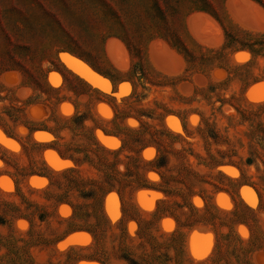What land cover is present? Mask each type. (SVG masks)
<instances>
[{
	"label": "rangeland",
	"instance_id": "1",
	"mask_svg": "<svg viewBox=\"0 0 264 264\" xmlns=\"http://www.w3.org/2000/svg\"><path fill=\"white\" fill-rule=\"evenodd\" d=\"M0 264H264V8L0 0Z\"/></svg>",
	"mask_w": 264,
	"mask_h": 264
},
{
	"label": "water",
	"instance_id": "2",
	"mask_svg": "<svg viewBox=\"0 0 264 264\" xmlns=\"http://www.w3.org/2000/svg\"><path fill=\"white\" fill-rule=\"evenodd\" d=\"M70 58H74L68 54H62V57H61V61L63 60L64 62H66L70 68H72L77 74L83 76V78L89 80L91 83H95V81L88 75V73L86 72V70L84 68H81V67H77L73 64V62L70 60ZM76 60H78L79 62H81L82 64H84L86 67L90 68L88 65H86L83 61L77 59V58H74ZM155 59L157 60V58L155 57ZM91 69V68H90ZM92 70V69H91ZM93 71V70H92ZM70 72V71H69ZM95 74L99 75L98 73H96L95 71H93ZM101 76V75H99ZM102 77V76H101ZM104 78V77H102Z\"/></svg>",
	"mask_w": 264,
	"mask_h": 264
},
{
	"label": "trees",
	"instance_id": "3",
	"mask_svg": "<svg viewBox=\"0 0 264 264\" xmlns=\"http://www.w3.org/2000/svg\"><path fill=\"white\" fill-rule=\"evenodd\" d=\"M251 1H253L254 3H256V4H258L259 6H261V7H263L264 8V5L262 4V1L261 0H251ZM196 11H198V12H205V13H209L207 10H205V9H197ZM213 15V14H212ZM214 16V15H213ZM214 18H215V16H214ZM216 19V18H215ZM217 20V19H216ZM218 21V20H217ZM219 22V21H218ZM219 24H220V22H219ZM221 25V24H220ZM222 29H223V27H222ZM224 30V29H223ZM224 36H225V34H224ZM160 39H162V40H164L168 45H169V47H171L173 50H175L178 54H180L181 56H183L182 55V51L178 48V44L175 42V41H172V40H169V39H167V38H160ZM239 49H246V50H248L249 52H253L251 49H250V47L249 46H246V45H244V46H240V48Z\"/></svg>",
	"mask_w": 264,
	"mask_h": 264
},
{
	"label": "bare ground",
	"instance_id": "4",
	"mask_svg": "<svg viewBox=\"0 0 264 264\" xmlns=\"http://www.w3.org/2000/svg\"><path fill=\"white\" fill-rule=\"evenodd\" d=\"M166 58H167V57H166ZM125 64H126V63H125ZM106 84H107V83H106ZM93 85H94V83H93ZM103 85H104V84H103ZM94 86H95V85H94ZM96 86H97V85H96ZM100 86H101V85H99V89H100ZM104 86H105V85H104ZM104 86H103V87H104ZM101 87H102V86H101ZM104 89H105V88H104ZM104 89H102V90H104Z\"/></svg>",
	"mask_w": 264,
	"mask_h": 264
}]
</instances>
